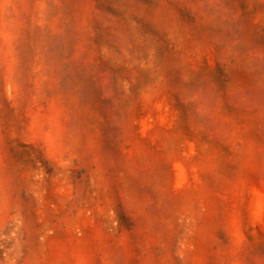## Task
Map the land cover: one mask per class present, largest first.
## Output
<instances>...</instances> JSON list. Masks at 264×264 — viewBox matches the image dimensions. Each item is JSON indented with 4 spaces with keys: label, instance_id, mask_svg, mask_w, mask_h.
<instances>
[{
    "label": "rangeland",
    "instance_id": "obj_1",
    "mask_svg": "<svg viewBox=\"0 0 264 264\" xmlns=\"http://www.w3.org/2000/svg\"><path fill=\"white\" fill-rule=\"evenodd\" d=\"M0 264H264V0H0Z\"/></svg>",
    "mask_w": 264,
    "mask_h": 264
}]
</instances>
